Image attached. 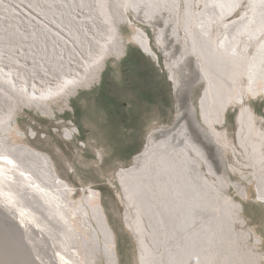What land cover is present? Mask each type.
I'll list each match as a JSON object with an SVG mask.
<instances>
[{
	"label": "bare ground",
	"instance_id": "obj_1",
	"mask_svg": "<svg viewBox=\"0 0 264 264\" xmlns=\"http://www.w3.org/2000/svg\"><path fill=\"white\" fill-rule=\"evenodd\" d=\"M48 1L49 11H34L43 22L25 29L27 53L20 44L19 49L0 52L1 61L25 58L32 66L19 74L10 63L7 71L0 64V211L23 226L36 264H95L101 252L107 264H117L114 234L97 202V189H83L74 198V190L57 178L48 155L10 141L17 122L15 99L50 112V99L67 101L78 85L99 76L106 55L123 51L115 17L129 21L127 11L139 16L145 8L157 10V17L144 15L151 24L161 25L155 42L171 61L176 109L172 123L151 131L143 151L118 173L134 212H127L126 221L138 237L142 264H222L227 259L219 247L222 210L228 205L238 215L240 209L227 188L231 183L241 190V185L229 176L231 146L216 125L223 122L232 100H246L241 92L234 99L227 93L235 90L240 75L248 80L241 90L246 93L264 75V20L256 22V9L230 19L237 2L226 7L220 0H208L200 11L195 6L203 0H186L183 23L179 0L175 7L166 5L169 0ZM19 26L17 32L22 33L24 26ZM136 39L157 57L147 34L141 30ZM200 82L205 83L201 118L191 98ZM250 117L244 106L240 126ZM65 136L73 132L66 130ZM254 153L261 154L256 149ZM259 171L264 177V165Z\"/></svg>",
	"mask_w": 264,
	"mask_h": 264
},
{
	"label": "rangeland",
	"instance_id": "obj_2",
	"mask_svg": "<svg viewBox=\"0 0 264 264\" xmlns=\"http://www.w3.org/2000/svg\"><path fill=\"white\" fill-rule=\"evenodd\" d=\"M174 1L166 0V5L175 7ZM207 1L196 4L195 10H203ZM220 1L221 4L224 2L223 6L226 7L237 2L240 12L237 8L230 19H237L244 11L256 9V22L264 20V0ZM50 4L48 0H0V52L8 53L13 48L19 49L20 44L23 46L21 51L27 53L25 51L29 38L25 29L32 25L37 27L43 22L34 12L35 8H40L46 13ZM110 4L109 7L111 6L114 12V3ZM178 4L183 23L186 0H179ZM156 11L145 8V13L139 16L132 10L127 11L130 22L122 16L115 17L118 20L116 26L119 35L123 40V51L106 55L99 76L89 79L87 84L78 85L69 93L67 101L62 98L50 99V112L42 107L26 105V101L21 98L15 99L17 122L16 130L11 132L10 141L26 144L48 155L52 159L57 178L74 190V198H78L83 189H97L100 195L97 202L101 203L114 234L113 247L117 254V264H142L138 237L126 221L127 212L133 215V208L128 204L125 187L120 182L118 173L121 169L129 167L134 156L143 151L151 131L172 123L176 109L174 83L170 77L171 61L155 42L156 30L161 25L158 24L157 27L151 24L149 17H146L154 14L157 17ZM167 19L163 18V21ZM19 25L24 26L22 33L17 32ZM141 30L147 34L157 57L146 53L137 41L136 35ZM262 38L263 36L259 39ZM133 49L141 54L139 57V54L135 53L134 58L140 62L139 68L150 71L147 78L138 80L134 76L127 77L128 74L126 76L123 70L124 60ZM11 59L0 60L5 71L11 68L21 74L27 72L31 66V62L25 58L19 59L18 62H15L14 57ZM247 82L241 74L235 90H227L233 99L241 92L246 95V100L244 103L232 100L226 108L223 122L216 125L227 136L231 146L227 150L229 176L232 181L241 185V190H237L231 183L227 188V194L240 205V209L238 215L236 209L228 205L222 210L223 239L219 242V247L223 249L224 257H227L226 260L223 259L222 264H264V177L259 173L260 165H264V75L259 76L249 93L241 91L243 84L247 85ZM103 83H106L109 93L118 101L119 107H124L125 111L130 108L135 113L139 122L138 130L133 128L136 121L132 125L120 124L115 120L116 117L110 108L104 109L99 95ZM204 88L205 83L200 82L191 96L199 118L200 99ZM141 89L148 93L153 92L155 101H139L137 91ZM244 106L249 107L251 117L241 127L239 115ZM240 129L244 136L241 140L237 135ZM66 130L72 131L73 136L67 138ZM17 131L23 132V135ZM131 132L134 136H131ZM127 147L132 150L129 154L125 153ZM255 149L261 153L259 156L254 153ZM203 168L206 169L205 166ZM22 227L0 211V264L37 263L35 257L30 256L27 236ZM99 256L102 257H99L95 264H107L102 252Z\"/></svg>",
	"mask_w": 264,
	"mask_h": 264
},
{
	"label": "trees",
	"instance_id": "obj_3",
	"mask_svg": "<svg viewBox=\"0 0 264 264\" xmlns=\"http://www.w3.org/2000/svg\"><path fill=\"white\" fill-rule=\"evenodd\" d=\"M134 51H130L128 53V56L127 58L124 60V63H123V70L125 71V74L127 77H135L136 79L139 80V78H147V73H150V71H143L141 70L139 67H141L140 65V62H138L137 60H135V53L139 54L138 56L141 57V54L138 52V51H135L136 49H133ZM137 67V68H136ZM136 69V70H135ZM133 71V72H132ZM148 80V79H146ZM140 81L142 82V80L140 79ZM145 84L147 85V82H145ZM150 86V85H149ZM153 89V88H152ZM145 89H141V90H138L137 93H138V96H139V100L140 101H148V102H154L155 101V95H153L154 93L153 92H147V91H144ZM151 91V89H150ZM99 95H100V100H104V101H116L115 98L112 97L111 94H109V91L107 89V85L106 83H103L102 87H101V90L99 92ZM118 102H116L117 104ZM115 104V105H116ZM112 105L113 103L109 102L108 104V108L110 109H114L112 108ZM135 126V125H134ZM136 129V128H135ZM132 150H130L129 147H127L125 153L126 154H129ZM129 152V153H128Z\"/></svg>",
	"mask_w": 264,
	"mask_h": 264
},
{
	"label": "flooded vegetation",
	"instance_id": "obj_4",
	"mask_svg": "<svg viewBox=\"0 0 264 264\" xmlns=\"http://www.w3.org/2000/svg\"><path fill=\"white\" fill-rule=\"evenodd\" d=\"M113 98H115V97H113ZM109 102L113 103L112 108L115 107V109H111L114 117H116L115 120H117L120 124L126 123L127 125H128V123H131V125H132V123L136 121V124L135 123L133 124V125H135L133 128H136L138 130L139 122H137V117H136L135 113L130 108L127 111H125V110H123L124 107H122V106L119 107V103L116 104V102H118V101H104L103 100L102 103H104V109L105 108L109 109L108 108ZM143 102H145V101H143ZM131 134H132L131 136H134V134L132 132H131Z\"/></svg>",
	"mask_w": 264,
	"mask_h": 264
}]
</instances>
